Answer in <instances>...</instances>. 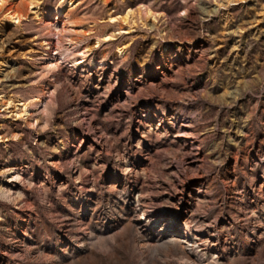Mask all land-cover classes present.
<instances>
[{
	"label": "rangeland",
	"instance_id": "obj_1",
	"mask_svg": "<svg viewBox=\"0 0 264 264\" xmlns=\"http://www.w3.org/2000/svg\"><path fill=\"white\" fill-rule=\"evenodd\" d=\"M41 1L0 17V264H264V0H79L62 62Z\"/></svg>",
	"mask_w": 264,
	"mask_h": 264
},
{
	"label": "bare ground",
	"instance_id": "obj_2",
	"mask_svg": "<svg viewBox=\"0 0 264 264\" xmlns=\"http://www.w3.org/2000/svg\"><path fill=\"white\" fill-rule=\"evenodd\" d=\"M78 2L79 0H58L57 3H55V14L49 21L47 27L53 30V35H56L57 38L52 44L47 41H43V43H41L43 50L47 52L46 54L49 55L50 59H54L55 61L60 62L61 59H63L65 56L64 51L61 50L65 46H63L64 43L61 42L62 40L59 39V35L61 37H67H65L66 47H72L82 41L81 34L71 31V27L76 26L74 19L75 14L73 15V11L78 6ZM41 4V0H0L1 20L6 21L13 26L19 25L24 19H26L27 13L33 14L35 18L42 20L43 12L41 11ZM158 16L159 14H156L146 6H140L136 9V12L131 8H127L119 14L110 13L107 20V26H118L119 32H101L102 34H100V36L96 40V46H84L85 48H83L79 52L77 57L72 60H69L68 62L72 66L77 68V66H79L83 62H86L89 59L95 47L99 46L102 43L113 40L117 35H123L125 33L131 32L135 24H137V20H140V23L144 25V18L148 19ZM125 49V46L119 47L117 49L118 56H123L125 53ZM68 51H66V54L68 53ZM90 62L91 64L93 63L92 61ZM38 104V98L30 102L18 101L16 104L13 102V99L9 98L3 101L2 103L5 108L12 106L15 111V119L22 121L29 119L30 113L36 111ZM30 121L33 124L34 118H31ZM6 189L7 191L10 190V188Z\"/></svg>",
	"mask_w": 264,
	"mask_h": 264
}]
</instances>
